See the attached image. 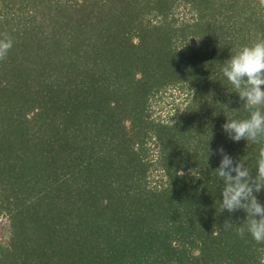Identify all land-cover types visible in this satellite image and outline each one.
<instances>
[{
  "label": "trees",
  "instance_id": "trees-1",
  "mask_svg": "<svg viewBox=\"0 0 264 264\" xmlns=\"http://www.w3.org/2000/svg\"><path fill=\"white\" fill-rule=\"evenodd\" d=\"M3 33L0 264H264L215 171L264 149L222 128L248 115L221 68L260 0H0ZM169 88L181 110L154 115Z\"/></svg>",
  "mask_w": 264,
  "mask_h": 264
},
{
  "label": "clouds",
  "instance_id": "clouds-1",
  "mask_svg": "<svg viewBox=\"0 0 264 264\" xmlns=\"http://www.w3.org/2000/svg\"><path fill=\"white\" fill-rule=\"evenodd\" d=\"M13 46L10 34H0V61L8 58ZM221 72L238 94L248 114L242 119L227 118L222 125L223 131L234 142L244 139L250 143L264 144V33L250 44L239 47L225 60ZM191 91L194 94V90ZM174 114L175 111L171 116ZM173 124L174 121L172 126ZM218 152L221 160L215 171L224 184L219 212L227 210L232 213L242 209L246 213V219L244 226L237 227V234L244 238L247 232L258 244L264 243V204L254 194L264 189V149L259 153L254 176L244 163L234 162L222 147ZM212 154L214 153L207 144L206 162ZM222 227L225 231L231 230L233 223L226 219Z\"/></svg>",
  "mask_w": 264,
  "mask_h": 264
},
{
  "label": "rangeland",
  "instance_id": "rangeland-1",
  "mask_svg": "<svg viewBox=\"0 0 264 264\" xmlns=\"http://www.w3.org/2000/svg\"><path fill=\"white\" fill-rule=\"evenodd\" d=\"M260 4L264 13V0H260ZM186 12V9L181 5L176 9V16L181 17L187 15ZM183 99V93L179 92L176 88H169L165 92L159 93L156 98H153L152 109L154 111V115H161L165 118L176 111V104V106H178L181 110L183 106ZM150 148L155 151L153 144L150 145ZM153 174L155 175L156 173ZM154 177L157 178V176Z\"/></svg>",
  "mask_w": 264,
  "mask_h": 264
}]
</instances>
